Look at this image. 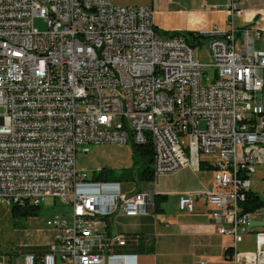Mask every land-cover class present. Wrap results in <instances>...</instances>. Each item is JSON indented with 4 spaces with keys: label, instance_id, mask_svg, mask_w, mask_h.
<instances>
[{
    "label": "built area",
    "instance_id": "obj_1",
    "mask_svg": "<svg viewBox=\"0 0 264 264\" xmlns=\"http://www.w3.org/2000/svg\"><path fill=\"white\" fill-rule=\"evenodd\" d=\"M240 2L230 0V15L242 14ZM153 15V6L114 0H0V206L55 198L71 209L47 219L50 243L16 246L0 264H108L118 251L149 248L150 236L109 233L107 219L151 214L152 185L127 193L114 188L121 181L76 167L77 152L92 145L148 142L156 175L212 168L214 187L181 194L179 208L204 202L217 232L234 242L228 258L264 264V226L251 225L264 221V206L248 209L249 195L260 196L251 176L264 164V29L199 32L209 36L206 65L196 54L206 38L162 36ZM206 68L213 77L203 84ZM96 184L114 185L82 190ZM249 236L255 248L239 250Z\"/></svg>",
    "mask_w": 264,
    "mask_h": 264
},
{
    "label": "crops",
    "instance_id": "obj_2",
    "mask_svg": "<svg viewBox=\"0 0 264 264\" xmlns=\"http://www.w3.org/2000/svg\"><path fill=\"white\" fill-rule=\"evenodd\" d=\"M230 0H139V4L153 6L154 23L163 31L200 32L207 34L216 25L220 30H228L232 25L244 27L255 24L264 29V0H241L242 14L230 15L227 4ZM125 5V4H124ZM205 40L209 41V38ZM176 182L165 185L161 191L152 190L155 194L177 200L173 210L162 207V214L154 210L151 214L127 216L120 214L107 219V231L136 233L152 238V245L142 252L122 250L108 257V264H235L227 256L234 242L229 236L217 232L207 215L209 208L204 202L197 200L193 212L179 208L181 194H196L199 191L214 187L215 172L213 170H195L184 167L176 173ZM132 181V182H131ZM131 181L121 183L119 189L127 193L140 190L142 183ZM85 186L82 190H92ZM160 213V212H158ZM53 216V215H52ZM32 238L35 246L50 243L55 230L40 228ZM255 248V236H249L238 245L239 250ZM242 257L248 258L245 253Z\"/></svg>",
    "mask_w": 264,
    "mask_h": 264
},
{
    "label": "rangeland",
    "instance_id": "obj_3",
    "mask_svg": "<svg viewBox=\"0 0 264 264\" xmlns=\"http://www.w3.org/2000/svg\"><path fill=\"white\" fill-rule=\"evenodd\" d=\"M139 0H114V3L118 6H148L138 3ZM125 4V5H124ZM34 25L40 31H46L47 24L44 18L36 17L34 19ZM199 33V32H196ZM196 54L198 58L206 65L213 63V56L208 46V41H204L203 44L197 45ZM206 77L202 80L203 84H208L209 79L213 77V68H206ZM4 112V108L0 107V114ZM201 129L205 128V124L201 123ZM133 166L132 145L124 144H104V145H92L91 151L85 153L81 150L76 155V167L80 173H87L89 176H95L101 169L114 170L117 173H121ZM180 170V169H178ZM176 170V171H178ZM176 171L156 175V180L151 183L155 190L161 191L165 188V185H173L176 182ZM135 182H139L137 177ZM119 181V180H114ZM252 189L261 197L264 198V164H260L256 167V172L251 176ZM132 182V181H131ZM129 184V182H120L114 184H106L103 187L96 184L93 186L94 191H102L111 189L110 185H114V188L121 186L120 184ZM177 204V200L173 197L170 200H166L162 203V207L166 206L167 209L173 210ZM69 206L63 205L59 200L55 198H49L42 204L38 215L29 216L26 218L21 214L13 213L12 207L0 206V254H12L16 246L35 245L32 242V238L36 236V232L40 228H44L47 219L52 215H61L65 212H70ZM156 213L158 215L162 214ZM257 218L264 219V215H257ZM253 237V236H252ZM251 248L254 249L253 245Z\"/></svg>",
    "mask_w": 264,
    "mask_h": 264
},
{
    "label": "trees",
    "instance_id": "obj_4",
    "mask_svg": "<svg viewBox=\"0 0 264 264\" xmlns=\"http://www.w3.org/2000/svg\"><path fill=\"white\" fill-rule=\"evenodd\" d=\"M180 32L178 31H163L161 32L162 36H170L175 35ZM188 41L191 43H195L200 41L201 38H209V36L202 35L196 32H181ZM193 44V45H195ZM132 155H133V166L127 170L122 171L121 173H117L114 170L110 169H101L94 176L95 180L102 181H131L134 180V177L138 178L140 183L151 184L156 180V174L154 170V149L152 142H148L147 144H132ZM203 170H212V168L206 164H202L201 168ZM155 211H162L161 206L162 203L165 202L168 198L166 195L155 194ZM249 202L251 203L248 206L249 210H253L256 207L264 206V199L260 196H252L249 195ZM41 207L34 206H25V207H13V213L21 214L22 216L29 218V216L38 215ZM145 247L141 246L138 248V252H142ZM227 254H232V250L229 248Z\"/></svg>",
    "mask_w": 264,
    "mask_h": 264
},
{
    "label": "water",
    "instance_id": "obj_5",
    "mask_svg": "<svg viewBox=\"0 0 264 264\" xmlns=\"http://www.w3.org/2000/svg\"><path fill=\"white\" fill-rule=\"evenodd\" d=\"M251 225L255 226V225H259V226H264V221H251Z\"/></svg>",
    "mask_w": 264,
    "mask_h": 264
},
{
    "label": "bare ground",
    "instance_id": "obj_6",
    "mask_svg": "<svg viewBox=\"0 0 264 264\" xmlns=\"http://www.w3.org/2000/svg\"><path fill=\"white\" fill-rule=\"evenodd\" d=\"M225 236H227V235H225ZM249 258V257H248ZM248 258H245V259H248Z\"/></svg>",
    "mask_w": 264,
    "mask_h": 264
}]
</instances>
